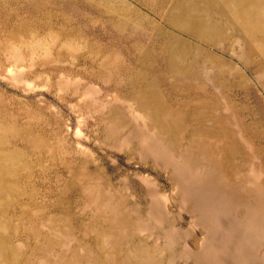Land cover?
I'll return each instance as SVG.
<instances>
[{
	"label": "rangeland",
	"instance_id": "obj_1",
	"mask_svg": "<svg viewBox=\"0 0 264 264\" xmlns=\"http://www.w3.org/2000/svg\"><path fill=\"white\" fill-rule=\"evenodd\" d=\"M0 4V264H264V0Z\"/></svg>",
	"mask_w": 264,
	"mask_h": 264
},
{
	"label": "crops",
	"instance_id": "obj_2",
	"mask_svg": "<svg viewBox=\"0 0 264 264\" xmlns=\"http://www.w3.org/2000/svg\"><path fill=\"white\" fill-rule=\"evenodd\" d=\"M0 4H19L18 0H0Z\"/></svg>",
	"mask_w": 264,
	"mask_h": 264
}]
</instances>
